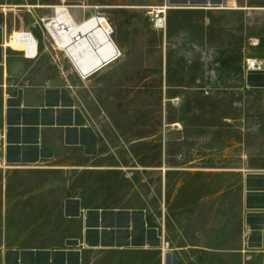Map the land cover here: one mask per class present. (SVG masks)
I'll return each instance as SVG.
<instances>
[{
  "label": "crops",
  "instance_id": "obj_1",
  "mask_svg": "<svg viewBox=\"0 0 264 264\" xmlns=\"http://www.w3.org/2000/svg\"><path fill=\"white\" fill-rule=\"evenodd\" d=\"M3 2L0 264H264V6L114 0L105 16L120 57L82 81L42 27L19 26ZM162 4L160 30L147 9ZM17 31L34 36V59L9 44ZM215 94L217 125L206 103L164 127L171 106L124 105Z\"/></svg>",
  "mask_w": 264,
  "mask_h": 264
},
{
  "label": "built area",
  "instance_id": "obj_2",
  "mask_svg": "<svg viewBox=\"0 0 264 264\" xmlns=\"http://www.w3.org/2000/svg\"><path fill=\"white\" fill-rule=\"evenodd\" d=\"M90 16L80 18L71 13L66 0H59L52 6V12L41 22L42 30L49 40L51 48L59 53L70 65L72 71L82 80H87L93 73L102 67L112 63L120 57V51L112 40V30L96 23L85 27V22L93 18H99V7L93 6ZM166 4L149 7L147 14L156 29H164L166 25ZM16 42L24 57L34 59L37 55V42L30 32L17 31L10 37L9 44ZM12 46V45H11ZM246 67L249 70L261 71L262 63L256 58L246 59ZM91 64L90 67L87 65ZM0 166L3 162L0 160ZM168 243L164 242L162 251H166Z\"/></svg>",
  "mask_w": 264,
  "mask_h": 264
},
{
  "label": "rangeland",
  "instance_id": "obj_3",
  "mask_svg": "<svg viewBox=\"0 0 264 264\" xmlns=\"http://www.w3.org/2000/svg\"><path fill=\"white\" fill-rule=\"evenodd\" d=\"M3 2L4 5H6V11H9L12 13V15H16V18L14 17V20L19 24V26L28 28V29H34V28H39L41 27V22L44 18L49 16L52 12V7H43L41 5L46 4L49 2L51 5H55L58 0H4ZM114 0H66L67 4L70 6L71 13L73 15L78 16L80 18H83L85 16H90L94 11H93V6H98L99 7V13L101 14H106V7L105 4L112 3ZM255 1L258 5L264 6V0H253ZM37 4L40 5V7H32L36 6ZM13 20V19H12ZM263 20L259 18V32H258V49H257V57L258 58H264V42L261 41V39H264V24ZM39 36H43L41 32L38 34ZM113 38V35H112ZM249 38V34L247 33V41ZM48 43L49 40L47 41ZM13 46V45H12ZM51 48V45H50ZM52 49V48H51ZM53 51V50H52ZM55 53V51H53ZM59 54V53H56ZM60 56V54H59ZM249 57V54L247 53L246 55ZM67 65V68L70 70V65L65 62ZM124 68H133L132 66L129 65V60L128 61H123L122 64H117L114 66V68H111L108 74L114 75L116 74L120 69ZM74 73V72H73ZM85 81V80H84ZM180 85V83H178ZM250 80L249 76L244 80L242 83V87L247 88V85L249 86ZM182 86V85H180ZM195 88L199 90H206V91H213L214 93H217V83L216 82H202L199 83L198 86H195ZM87 98L85 97V100ZM217 96H212L210 98H205L203 99L202 97H195L193 99L191 98H186V97H166V98H161V99H155V98H145V100L142 99H137L135 97H130L127 98L126 102L124 103L125 100L122 102L126 106H134L138 104H145V105H167L171 106L173 111H170L166 114H163V127H164V122L165 123H172V122H181L184 126V123L187 120V112H186V107L188 105H202V104H208L206 106H210L211 110H213V113L211 114L212 118L209 120V123H213L214 125H217L221 122V117L217 113ZM161 101V103H160ZM233 101H231V104ZM113 107L114 106H119L117 100H112L110 103ZM175 127L179 128L181 125L179 123L173 124ZM174 126H167L168 128H172ZM179 126V127H178ZM182 126V127H183ZM184 129V127H183Z\"/></svg>",
  "mask_w": 264,
  "mask_h": 264
},
{
  "label": "bare ground",
  "instance_id": "obj_4",
  "mask_svg": "<svg viewBox=\"0 0 264 264\" xmlns=\"http://www.w3.org/2000/svg\"><path fill=\"white\" fill-rule=\"evenodd\" d=\"M97 24V25H101L102 27H106V26H109L110 28H111V30L113 29L112 28V26H111V23H110V21L107 19V17L104 15V14H101L100 16H99V18H93V19H91V20H89V22H85V27H89V26H92L93 24ZM31 35H32V33H30ZM32 37L34 38V36L32 35ZM11 45H13V46H16V42H14V41H12L11 43H10ZM117 47V46H116ZM88 67H90L91 66V64H88L87 65Z\"/></svg>",
  "mask_w": 264,
  "mask_h": 264
}]
</instances>
